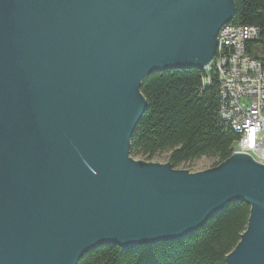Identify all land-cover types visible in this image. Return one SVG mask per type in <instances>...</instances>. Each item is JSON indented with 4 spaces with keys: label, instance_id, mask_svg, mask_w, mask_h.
Wrapping results in <instances>:
<instances>
[{
    "label": "water",
    "instance_id": "1",
    "mask_svg": "<svg viewBox=\"0 0 264 264\" xmlns=\"http://www.w3.org/2000/svg\"><path fill=\"white\" fill-rule=\"evenodd\" d=\"M234 0H0V264H77L177 241L237 201L226 264H264V165L189 172L135 160L153 71L204 69Z\"/></svg>",
    "mask_w": 264,
    "mask_h": 264
},
{
    "label": "trees",
    "instance_id": "2",
    "mask_svg": "<svg viewBox=\"0 0 264 264\" xmlns=\"http://www.w3.org/2000/svg\"><path fill=\"white\" fill-rule=\"evenodd\" d=\"M236 25H256L258 48L264 40V0H234ZM205 71L197 68L153 71L140 85L147 107L130 138V154L146 161L168 150V162L177 166L197 158H216L217 166L230 155L238 135L219 117V84L203 87ZM250 207L237 201L177 241L147 243L130 250L113 244L85 253L77 264H226V255L245 231Z\"/></svg>",
    "mask_w": 264,
    "mask_h": 264
},
{
    "label": "built area",
    "instance_id": "3",
    "mask_svg": "<svg viewBox=\"0 0 264 264\" xmlns=\"http://www.w3.org/2000/svg\"><path fill=\"white\" fill-rule=\"evenodd\" d=\"M256 25L224 24L217 34V48L212 61L203 69V87L219 84V117L238 135L232 153H244L264 165V40L258 48Z\"/></svg>",
    "mask_w": 264,
    "mask_h": 264
},
{
    "label": "rangeland",
    "instance_id": "4",
    "mask_svg": "<svg viewBox=\"0 0 264 264\" xmlns=\"http://www.w3.org/2000/svg\"><path fill=\"white\" fill-rule=\"evenodd\" d=\"M130 156L139 161H145V162H156V163H167L168 162V157H169V151H163L157 153L152 160L146 161L140 154H133ZM216 158L214 157H208V156H203L200 158H197L195 160L179 164L177 166H174L173 168L175 169H186L189 172H198V171H203L209 168H212L214 163L216 162Z\"/></svg>",
    "mask_w": 264,
    "mask_h": 264
}]
</instances>
